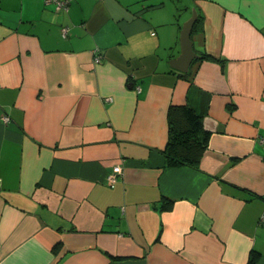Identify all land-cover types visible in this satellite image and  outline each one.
<instances>
[{
  "label": "crops",
  "instance_id": "crops-1",
  "mask_svg": "<svg viewBox=\"0 0 264 264\" xmlns=\"http://www.w3.org/2000/svg\"><path fill=\"white\" fill-rule=\"evenodd\" d=\"M184 104L197 168L160 153ZM262 213L264 0H0V264H264Z\"/></svg>",
  "mask_w": 264,
  "mask_h": 264
},
{
  "label": "trees",
  "instance_id": "trees-1",
  "mask_svg": "<svg viewBox=\"0 0 264 264\" xmlns=\"http://www.w3.org/2000/svg\"><path fill=\"white\" fill-rule=\"evenodd\" d=\"M198 20L199 16L193 24L192 31L195 30ZM202 57L213 59L206 54ZM204 113V111L198 112L186 104L169 106L167 143L164 149L160 150L167 165L198 167L210 134L203 126ZM254 259L255 254L252 253L249 263H253Z\"/></svg>",
  "mask_w": 264,
  "mask_h": 264
},
{
  "label": "water",
  "instance_id": "water-1",
  "mask_svg": "<svg viewBox=\"0 0 264 264\" xmlns=\"http://www.w3.org/2000/svg\"><path fill=\"white\" fill-rule=\"evenodd\" d=\"M196 18L197 12L193 9L190 17L184 21L180 30V54L170 61L171 66L181 72H187L193 59L200 58V55L193 50L190 38Z\"/></svg>",
  "mask_w": 264,
  "mask_h": 264
},
{
  "label": "built area",
  "instance_id": "built-area-1",
  "mask_svg": "<svg viewBox=\"0 0 264 264\" xmlns=\"http://www.w3.org/2000/svg\"><path fill=\"white\" fill-rule=\"evenodd\" d=\"M45 2L46 3H53L56 10H60V9H65L68 6L70 0H45ZM61 33L63 35L66 34V28L65 27H62ZM100 58H101V56L99 54H96V52H95V55L93 57L94 62H99ZM8 119H9L8 116H6V115L2 116V120L4 122L8 121ZM120 170H121L120 166L116 165L112 168V171L108 173L106 181L110 186L114 185V183L117 179L116 175H117V173L120 172ZM259 224L264 225V213H262L261 216L259 217Z\"/></svg>",
  "mask_w": 264,
  "mask_h": 264
},
{
  "label": "rangeland",
  "instance_id": "rangeland-1",
  "mask_svg": "<svg viewBox=\"0 0 264 264\" xmlns=\"http://www.w3.org/2000/svg\"><path fill=\"white\" fill-rule=\"evenodd\" d=\"M184 21H185V20H183L182 24L184 23ZM182 24H181V25H182Z\"/></svg>",
  "mask_w": 264,
  "mask_h": 264
}]
</instances>
